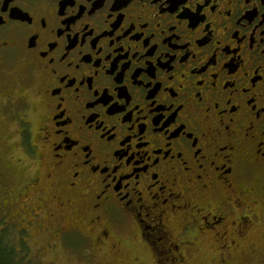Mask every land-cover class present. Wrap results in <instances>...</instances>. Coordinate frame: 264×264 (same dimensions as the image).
<instances>
[{"label": "flooded vegetation", "instance_id": "af4514ba", "mask_svg": "<svg viewBox=\"0 0 264 264\" xmlns=\"http://www.w3.org/2000/svg\"><path fill=\"white\" fill-rule=\"evenodd\" d=\"M18 201L104 264L118 235L154 264L253 253L264 0H0V207Z\"/></svg>", "mask_w": 264, "mask_h": 264}, {"label": "rangeland", "instance_id": "374dc122", "mask_svg": "<svg viewBox=\"0 0 264 264\" xmlns=\"http://www.w3.org/2000/svg\"><path fill=\"white\" fill-rule=\"evenodd\" d=\"M13 130L17 133L18 127L13 126ZM14 155L16 151L13 147L6 151V164L18 170ZM32 210V208L24 207L20 201L10 209L0 210L1 232L6 233L7 242L11 243L18 258L24 264L106 263V257L102 253L97 254L96 258L89 253L85 254L83 251L85 241L78 235L60 240L55 238V234L59 235V233L53 230L52 222L44 216L36 219L40 221H36L31 214ZM259 210L264 217V208L261 207ZM44 220H48L47 223ZM260 225L250 237L249 245L255 249L253 253L248 252L249 250L243 251L237 258L236 254L221 255L217 249L212 250L207 246L206 250L200 252L198 256L192 257L188 264H264V222ZM118 237L121 238H115L106 248L116 264H154V258L152 259V255L150 256L146 248H136L139 246L137 239H133L130 235H118ZM132 242L136 244L135 247L130 245ZM90 243V249L95 250L94 244Z\"/></svg>", "mask_w": 264, "mask_h": 264}, {"label": "trees", "instance_id": "16d2710c", "mask_svg": "<svg viewBox=\"0 0 264 264\" xmlns=\"http://www.w3.org/2000/svg\"><path fill=\"white\" fill-rule=\"evenodd\" d=\"M0 210L5 211V208L1 209L0 207ZM6 236V233H2L0 229V264H24L23 261L18 258V255L15 252V249L11 246V243L7 242Z\"/></svg>", "mask_w": 264, "mask_h": 264}]
</instances>
